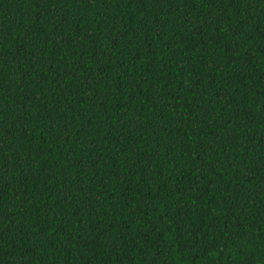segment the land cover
Returning a JSON list of instances; mask_svg holds the SVG:
<instances>
[{
    "label": "trees",
    "instance_id": "obj_1",
    "mask_svg": "<svg viewBox=\"0 0 264 264\" xmlns=\"http://www.w3.org/2000/svg\"><path fill=\"white\" fill-rule=\"evenodd\" d=\"M0 264H264V0H0Z\"/></svg>",
    "mask_w": 264,
    "mask_h": 264
}]
</instances>
